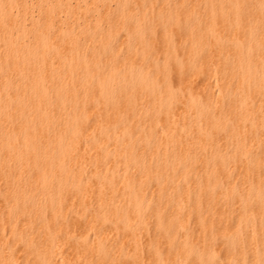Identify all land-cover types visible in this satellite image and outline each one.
<instances>
[{"label":"bare ground","instance_id":"1","mask_svg":"<svg viewBox=\"0 0 264 264\" xmlns=\"http://www.w3.org/2000/svg\"><path fill=\"white\" fill-rule=\"evenodd\" d=\"M0 264H264V0H0Z\"/></svg>","mask_w":264,"mask_h":264},{"label":"rangeland","instance_id":"2","mask_svg":"<svg viewBox=\"0 0 264 264\" xmlns=\"http://www.w3.org/2000/svg\"><path fill=\"white\" fill-rule=\"evenodd\" d=\"M171 2H173V3H174V2H175V0H171ZM35 14H36V15L38 14V11H37V10L35 11Z\"/></svg>","mask_w":264,"mask_h":264}]
</instances>
